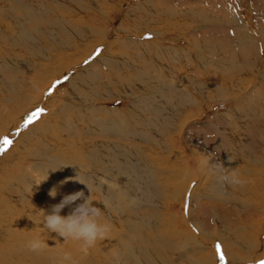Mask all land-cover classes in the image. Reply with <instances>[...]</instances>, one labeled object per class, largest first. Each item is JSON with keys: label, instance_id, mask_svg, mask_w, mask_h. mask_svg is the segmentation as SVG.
<instances>
[{"label": "rangeland", "instance_id": "rangeland-1", "mask_svg": "<svg viewBox=\"0 0 264 264\" xmlns=\"http://www.w3.org/2000/svg\"><path fill=\"white\" fill-rule=\"evenodd\" d=\"M32 1L37 7H26V10L28 13L32 11V9L36 11L37 8L38 10V12H36L39 13V18L34 15L37 24L33 25L32 29L35 30L36 34L33 37L35 38L33 42L37 43L40 47L37 51H34L32 49V43H18L16 39H12L19 32V27L16 26V23L11 21L12 18H4L2 22L0 21V24L4 27L5 32V35H3L2 39H0V68L2 67L0 69V88L4 92L7 88L5 87V83L9 82L10 84L13 82L14 85L18 86L19 82L21 80H25L26 77L38 80L42 74H44V78L46 76V86L50 83L49 79L52 80L50 93L52 92L55 97H59V101L53 97H48L47 99L43 98V100L40 98L41 93L36 92L37 97L35 100L30 99V101L23 104L24 106L20 110L18 107L11 109V113H18L16 116L19 117V120H22L21 127L13 128L12 126L11 128L8 127L6 129L8 126L7 118L0 120V133L3 134L0 138V159L5 154L3 157L4 159L0 160V181L2 179L6 185H9V183L17 184V181L23 178V173L27 172L28 181L41 185L44 181V177L43 171H41L38 166V158L36 160H31L28 158L27 152L25 153L23 148L26 146L28 150L30 148L34 149L33 147L36 148L41 141L45 148L49 144L61 143L64 147L63 149H66L70 143L79 142L80 144L81 138L92 140V146L97 145V143L102 140L109 139L111 142L115 143H126V145H129L130 148H132L134 153L136 152V154L141 152L144 147V155L142 152L140 158L137 155L139 158V166L135 169L136 175L139 177L140 181H143H141L143 184L147 185V189L151 190V198L153 197L152 202H156V196L159 203H155V207L152 209L150 206L154 203L149 205V202L148 204L142 202L141 205L137 206L135 209L130 208L128 212L132 216L131 218L133 220L137 219V216H145V219H147L154 216V212L156 214L159 213L160 215V212H162L161 210L163 209L164 211L167 206L166 202L162 201L163 197L160 196L161 191L158 187L159 185H157L158 182H165L167 179L161 175L163 174L161 170L163 166L155 162L157 161L156 158L159 157V155L156 151L151 149L154 148L152 146L154 143H158V145H165V147H172L177 151L179 150V154L182 153L181 162L183 160L187 161L188 158V163L184 164V166H187H185V168L188 169V171H193L192 175L195 179L194 182H197L196 185H198V189L193 197L195 206L194 216L198 218L202 225L204 224V228L214 232V228L222 225L229 226L230 228L232 227V229L242 228L243 225H250L249 231L253 229L251 231L252 235L257 236L256 239L259 238L262 243V240H264V233L261 234L263 231L262 229H264L262 224L263 218H261L264 217L263 196L244 195L243 199L247 201L248 206H243V209L241 206L235 207L233 202H222L221 196L210 192L211 186L214 184L213 180L216 176L219 178L222 175V172L218 168V165L222 162L216 154V145L219 143L218 137L222 131L224 133L231 127L225 116L227 112L233 110L235 106L238 108L239 104L235 103L236 100L233 98L227 99L222 96L215 97L213 99L212 96L208 100H201L199 102L200 104L197 103L194 104V106L188 105L186 108L188 113L186 112V114H191L189 118L191 121L183 119L184 123H182L181 118L178 119L177 116H172V122H163L160 116V118L157 117V115L154 117L153 114L142 112L139 109H135V107L133 108L130 98L119 93L118 86H125V89H127V85L125 83L126 78L124 77H129V75L133 76L134 73L141 72L145 73L147 78H153L149 77V74L146 75V73L150 72L151 74H154L152 75L155 76L156 79H164L166 81L170 79L173 85L176 83L179 84L181 77H183L185 83L198 81L203 83L207 82L210 87L214 85V82L218 81V83H221L223 86H225L228 82L232 85V87L230 86L231 89H235L233 87L236 85H245L244 87L247 89L245 92H251V90L254 91L252 99L257 98L254 102L260 103L263 110L258 109L256 112L257 115L253 120L247 119L248 123H246L247 128L245 130L246 133L251 134V136L248 134H245L240 138L237 136H231L234 138L230 137V140L226 137L228 140H226V143L228 146H231L234 142L235 146L233 145V147L236 148V142L238 141L237 139H239V142L242 143L241 146L243 145L244 147L242 152H258L260 148L258 146H261L259 143L260 141L256 138V135H252V129L257 126H264V0H231L239 6L238 8L235 4H232V7H229L228 0H96L95 6L100 9L103 16L102 14L99 16L93 6H87L84 10H81L80 6H76L75 3L71 4L70 7H49V5H55L56 3L66 6L65 4L68 2H65L66 0ZM24 2L27 4V0H24ZM86 2L88 3L90 0H86ZM240 3H242V7ZM89 5H91V3ZM51 8L53 9L52 13ZM175 13H177V16ZM56 16L62 17L63 22H55ZM230 16H238V18L241 16L243 21H245V26L247 25L246 31L249 38L253 39L251 43H248V45L242 47L241 49H239V45L235 43L237 38L235 36L239 34L237 28L235 27L236 25L230 22L231 19L227 20ZM79 20L81 21L82 27L85 25L83 29L88 39L85 38L87 41L84 40L83 43H85L86 46L90 43L88 45V47H90V53L88 51L86 52L88 55L83 53V55L81 54L78 57H75L73 62L75 63L77 61L76 63L79 64L74 65L72 62L73 64L71 63L70 65L68 62L72 61L71 58L63 57L61 60H58V58H56L57 56H55L57 55V52L63 51L65 47L62 45L60 46L59 43H53V41L45 37L43 33L47 34L48 31L57 32L59 36L68 40V42L70 41L73 43L75 41L69 36L70 31L73 30L71 25L73 24L74 26ZM26 21L27 20L23 19L22 23L27 25ZM88 32L92 33L89 34ZM90 36L92 38L95 37V39H92ZM215 41H222V43L217 45L214 43ZM38 53H41V56ZM44 56L46 58L50 57L51 59H44ZM169 56H171V59ZM79 60L81 61L78 62ZM203 61H208V65L205 66ZM73 65L76 67L75 69H73ZM157 67H163V70H157ZM96 74L101 76L103 79H108L111 75L116 82V86L111 87V92L113 93L108 97H99L95 99L94 103H89L96 108L93 110L95 114L91 115L89 122L91 121L93 127L97 130L100 129V131L94 129L91 134L86 133L81 137L82 131L85 127H79V123L86 120L87 116L85 117L78 109V103L70 98L76 84L72 83L69 85V82L71 81L70 78L72 79L76 75L81 76L84 80L87 79L91 81V77ZM40 81L38 83H40ZM185 85H187L185 89H187V93L189 95L190 89H188V86L190 84ZM171 88L172 87L169 86V88L165 90L170 91ZM30 92L32 91L28 90L26 96L30 97ZM101 92H104V90L102 89ZM137 93H139V95L134 97L135 101H139L138 97L141 95L140 91ZM206 93L203 94L204 97L206 96ZM174 94L176 95L177 92L174 91ZM171 97L174 98H172V100L169 99L173 104L168 101L170 106H167V108L169 110L171 107L173 108L175 103L180 102L178 97L173 95ZM195 99L198 98L194 97L193 100ZM85 104L88 103L85 102L83 104L84 108L86 107ZM239 108L241 109L244 107L239 105ZM38 109H44V112L36 116L34 118V122L28 123L29 117H31ZM120 115L125 117L130 116L133 118L134 122L140 125L138 127H141L143 124L144 126H142V128H150L152 135L155 136V139H153L154 143L149 140H140L138 137H128V139H122L105 131H101V129L105 128L106 125L110 124L108 120L111 119L116 118L117 120H120L123 125L122 120L124 119L120 118ZM259 118H261V120H257ZM72 129L74 131V137L68 134V132H72ZM250 131L252 133H250ZM180 134H183L184 140L186 139V141L188 140L189 142L186 143V141H182L179 136ZM4 138H7L12 142L10 146L4 145ZM253 140L256 142H253ZM16 142H18L19 145H16ZM24 142L26 143L24 144ZM190 144L197 148V151L195 149L196 153L199 150V146H202L203 155H206V159H213L214 163L216 162L215 165L218 169L213 170L209 168L208 170V168H199L198 162L200 161H198L199 158L197 159L198 155L194 157L195 161L191 159ZM255 144L257 146H255ZM63 149L57 148L55 150L58 152V150ZM137 149H139V152ZM261 151H264V149L261 148ZM17 153L22 155L21 160L18 159ZM237 153L240 157L242 156L240 158L241 164H245L243 163V160L245 162V155L243 153L241 154L240 151ZM146 154L147 156H145ZM202 160L203 159L201 157V162ZM199 164L201 165V163ZM6 169H9L8 175L4 173ZM147 169H150L149 172ZM173 169L177 171V169ZM223 169V174L228 173L231 175L232 173H235L236 176H240L238 173L234 172L235 170L233 167L225 169L223 166ZM150 171H153L152 174L154 175H152ZM57 173L59 176L61 173V176L65 174L63 170L60 172L58 171ZM5 175H7V178ZM193 176H190L189 178L180 176L179 180L184 181L185 179L184 183L187 185L188 181L191 177L193 178ZM64 178L65 177L61 180H64ZM68 181H72L70 176ZM247 181L252 185V180ZM220 182L223 186V191H226L227 196L228 184L223 180H220ZM251 185L249 184V186ZM230 188L232 189V187ZM73 191L74 190L72 189L71 193ZM7 192L11 193L10 196L13 200H15L14 196L17 192H15L13 188L9 189ZM31 193L32 196L38 194L34 192ZM209 193L210 195H208ZM4 197L6 196L3 194L0 187V199H4ZM229 197L227 196V198ZM13 200L9 199V203H3L2 206L4 205L3 207H7L5 209L7 212L8 208H11V210H9L10 213H8L12 217L16 214L14 218L18 220L17 218H19V213L17 215V212L19 211H17V209H13L12 206L14 205L17 208V203L15 204ZM186 201L188 205L189 200ZM168 204L170 213H174L176 216L175 220L177 221V229L186 231L185 218L187 216V209L183 206V201H176L174 203L170 202ZM154 208H156V211H154ZM111 212L112 211L110 210L109 213ZM113 216L116 215L113 214ZM214 216L218 217L216 225ZM7 219L9 220V218ZM7 219L5 216L2 220L3 225L0 227V238L2 239L5 236L3 230H7L5 224H9V222L7 223ZM243 219H245V221ZM257 219H260L258 221L262 222L259 224ZM247 221L249 223H247ZM253 222L257 223L254 224ZM258 225L260 226L257 227ZM122 226L123 229H126V226ZM132 228L133 226L131 224L130 229ZM147 232L153 233L152 230ZM0 242L2 243V240ZM131 243L134 244L136 242H133L132 240ZM2 244L6 245V243ZM218 244L219 241H215V246L212 243L213 246L211 245V247L213 251L215 250L217 257H220L222 250L220 249V244ZM106 245L107 243H103L100 246L104 248ZM263 246L264 245H261L259 246L260 248L258 247L254 249L252 258L247 259V261H228L224 257L223 260L220 258L218 264H261V262L264 261ZM113 250L114 248H111L109 250V254L114 255L116 252ZM250 252L252 253V250H250Z\"/></svg>", "mask_w": 264, "mask_h": 264}, {"label": "bare ground", "instance_id": "bare-ground-1", "mask_svg": "<svg viewBox=\"0 0 264 264\" xmlns=\"http://www.w3.org/2000/svg\"><path fill=\"white\" fill-rule=\"evenodd\" d=\"M65 2H67L65 4L66 6H62L60 3H56L55 5H49V7H70L71 4L75 3L76 6H80L81 10L86 9L87 6H93L95 8L94 10L97 12V14H99V16L100 14H102L100 9L95 6L96 0H90V2L88 3L86 2V0H66ZM26 3L27 4H25L24 0H0V19H2L0 21L2 22L4 18H12L11 21H13V23H16V26L19 27V32L12 39H16L18 43H32V49L34 51H37L40 46L37 43L33 42L35 39L33 37L36 34L35 30L32 29V27L33 25L37 24L34 15L39 18V13H37V8V12L32 9V11L28 13L26 7L37 6L33 3L32 0H27ZM90 3L91 5H89ZM52 12L53 9L51 8V13ZM175 14L177 16V13ZM23 19L27 20V25L25 23H22ZM228 19H231L230 22L236 25L235 27L239 32V34L235 36L237 37L235 43L239 45V49L253 41V39L249 38L247 34V25L245 26V21H243L241 16L240 18H238V16H230V18H227V20ZM59 21L63 22L62 17L56 16L55 22ZM71 27H73V30L70 31L69 36L75 41L73 43L70 41L68 42V40L59 36L57 32L48 31L47 34L43 33V35L51 39L53 43H59L60 46L62 45L63 47H65L63 51L57 52V55L55 56H57L56 58H58V60H61V58L63 57L71 58L72 61L68 62V64L70 65L75 59V57H78L81 54L83 55V53L88 55V53H86L88 51L90 53V47H88L90 43L87 46L85 43H83L85 38H88L86 37V33L84 32V29L81 26V21L79 20L77 23H75L74 26L72 24ZM3 35H5L4 27L2 26V24H0V39H2ZM93 38L95 39V37ZM214 43L220 45L222 41H215ZM38 54L40 55L41 53ZM169 57L171 59V56ZM45 58L46 57L44 56V59ZM46 59L49 60L51 58L47 57ZM80 61L81 60H79L78 62ZM76 62H73L74 65L79 64ZM203 62L205 63V66L208 65V61ZM75 68L76 67L74 66L73 69ZM162 68L163 67H160L157 70H163ZM147 74H149V77L153 78H147L145 76V73L142 72L134 73L133 76L129 75V77H124L126 78L125 83L127 85V89H125V86H118L119 93L126 95L130 98L133 108L135 107V109H139L142 112H148L149 114H153L154 117H156V115L157 117L160 116L163 122L171 121L172 116H177L178 119L181 118L182 123H184V120H190L189 118L191 114H186V108L188 107V105L194 106V104H200L199 102L201 100H208L212 96L213 99L215 97L221 96L226 97L227 99L233 98L236 100L235 103L241 105V107H244L240 109L238 105V108H236L235 106L233 110L227 112L225 118H227L231 127L228 131L226 130L224 133L222 131V135L220 133V136L218 137L219 143L216 142V154L219 156V159L221 160L223 166L225 167V169L233 167L235 170L234 172L240 175L237 176V178L243 181V183L233 185L227 182V196H230L229 198H227L226 191H223V186L220 182L221 179H219L220 177L218 178L216 176V178L213 180L214 184L211 186L210 192L221 196L222 202H233L235 207L241 206L243 209V206L247 205V201L243 199L244 195H258L259 197H264V151H261V148L264 149V126H257L252 129V135H256V138L260 141L259 143L261 146H258L260 147L258 152H242L244 147L243 145L241 146L242 143L239 142V139H237L238 141L236 142V148L233 147V145L235 146L234 142L233 145L230 143L231 146H228L226 143L228 140H230L231 136H237L238 138L244 136L245 134L251 136V134L246 133L245 130L247 128L246 123H248L247 119L253 120L257 115L256 112L258 111V109L263 110V107L260 103L254 102V100L257 98L252 99L254 91L251 90V92H245L247 90L244 87L245 85H236L233 87L235 89H231L230 86L232 87V85H230L228 82L225 86H223L221 83H218L219 81L214 82V85H212L211 87L207 82L203 83L198 81L193 83H185L183 77H181L179 84L176 83L178 85H173L170 79H168V81L164 79L159 80L156 79L155 76H153V73V75L150 72L146 73V75ZM91 78V81L87 80L86 78V80H84L81 76L76 75L74 78H70L71 81L69 82V85L72 83L76 84V87L72 91V95L70 98L78 103V109L84 114L85 117L87 116L86 120H84L82 123H79V127H85V129L82 131L81 137L86 133L91 134L92 131L95 129V127H93V124L91 123V121L89 122V120L91 115L95 114L93 110L96 108L93 105H90L89 103H94L95 99L99 97H108L113 93L111 92V87L116 86V82L111 75L108 79H103L98 74L93 75V77ZM39 79L38 80L40 81V83H38V80L26 77L25 80H21L19 82L18 86L14 85L13 82L10 84L9 82L5 83V87L7 88L4 92L0 88V120L7 118L8 126L6 127V129L8 127L11 128L12 126L13 128L21 127L22 120H19V117L16 116L18 113H11V109L14 107H18V109L20 110L24 106L23 104L30 101V99L35 100L37 97L36 92L41 93V99L53 97L56 98L57 101H59V97H55L54 93L52 92L50 93L52 87V80L49 79L50 83L46 86V76L44 78V74H42ZM183 82L188 85L190 84L188 86V89H190L189 95L187 93V89H185L187 85H185ZM169 86L172 87L171 90H165L169 88ZM102 89L104 90V92H101ZM28 90L32 91L30 92V97L26 96ZM138 91H140L141 95L138 97L139 101H135L134 97H137L139 95V93H137ZM174 91L177 92L176 95L174 94ZM205 93L206 96L204 97L203 94ZM172 95L178 97L180 102L175 103L173 105V108L171 107V109L169 110L167 106H170L169 102L172 103V101H170L172 100V98H174L171 97ZM193 96L197 97L198 99L193 100ZM85 102H87L88 104H85L86 107L84 108L83 104ZM122 115H120L119 117L124 119L122 120L123 125L122 122L120 120H117L116 118L111 120L107 119L110 124L106 125L105 128L101 129V131H105L113 136L120 137L122 139H128V137H138L140 138V140H149L150 142L154 143L153 139H155V136L152 135L150 128H142V126H144L143 124L141 127H138L140 125L134 122L133 118H131L130 116L125 117ZM257 120H261V118ZM97 131H100V129H98ZM250 133L252 132L250 131ZM68 134L74 137L73 129L72 132H68ZM2 136L3 134L0 133V138ZM179 136L180 139L183 141L184 135L180 134ZM226 137L227 139H229L227 140ZM184 141H186V139ZM188 142L189 141L187 140L186 143ZM253 142L256 141L253 140ZM25 143L26 142H24V144ZM91 143L92 140L81 138L80 144L79 142L70 143V145L67 146L66 149H63L64 147L61 143L49 144L45 148L42 145V141L38 144V146H36V148L33 147L34 149L30 148L28 150L26 146L23 147L25 153L27 152L28 158H30L31 160H36L38 158V166L40 167L41 171H43L44 181L42 184L40 183L41 185H37L32 181H28L27 172H22L23 178L18 180L17 184L9 183V185H6V183L1 179L0 187L6 197H4V199H0V227L1 225H3L2 220L5 216L6 219L9 218V220L7 219L8 221L6 220L7 223L9 222V224H5L7 229L3 230L5 236L3 237V239L0 238L2 240V243H6V245H3L0 242V264H58L59 257L63 252L71 253L72 258L76 262V264H218V262L220 261V257H217L215 250L213 251L211 247L212 243L214 245L215 241H219V244L221 246L220 249L222 250L223 256L228 261H247V259L252 258L254 249L258 248L261 245H264V240H262L263 242L261 243L259 238L256 239L257 236L252 235L251 231L253 229L249 231L250 225H243L242 228L237 229H232V227L230 228L229 226L222 225L214 228V232L208 230L207 228H204V224L202 225L198 218L194 216L195 206L193 197L198 189V185H196L197 182H194L195 179L192 175L193 171H188V169L185 168L186 165L184 166V164L188 163V158L187 161L183 160L181 162L182 153L179 154V150L177 151L175 148L172 147H165V145H158V143H154V145H152L154 148L151 149L156 151L159 155V157L156 158L157 161L155 162L163 166V168L161 169L163 174L161 175H163L164 178L167 179H165V182H158L157 184L159 185L158 187L161 191L160 196L163 197L162 201L166 202L167 206L164 211L163 209L161 210L162 212H160V215L158 212V214L154 212V216L149 217L147 219H145V216H137V219L133 220L131 218L132 216L128 212L130 208L135 209L137 206L141 205L142 202L147 204L149 202V205H151V203H154L152 202L153 197L151 198V190L147 189V185L143 184L142 180V182L140 181L139 177L136 175L135 170L136 167L139 166V158L140 155H142L141 152L143 153L144 147L141 152H139V149H137L139 153L136 154V152L134 153L132 148H130V146L126 145V143L124 142L115 143L111 142V140L109 139H105L97 143V145L95 146H92ZM15 144L17 145L18 142H16ZM190 146L191 159L195 161L194 157L198 155L197 159L199 158L198 161H200L198 162L199 168H208V170L209 168L213 170L218 169L215 165L216 162L214 163L213 159H206V155H203V150L201 148L202 146H199V150L197 153L195 152V149L197 151V148L193 147L192 144H190ZM255 146L257 145L255 144ZM57 148L63 150H58L57 152L55 150ZM238 151H240L241 154L243 153L245 155V162L243 160V163L245 164H241L240 158L242 156L240 157V155L237 153ZM4 155L0 160L4 159ZM137 155L139 156V158ZM145 156H147V154ZM201 157L203 159L202 162ZM21 158L22 155L18 154V159L21 160ZM199 163H201V165ZM173 168L177 169L178 172L175 171ZM62 170L65 174L61 176V173L59 176L57 172H60ZM149 170L147 169L148 172ZM152 172L153 171H150L151 174ZM4 173L8 175L9 169H6ZM7 175H5V177ZM69 176L71 177L72 181H68ZM180 176L186 178L193 176V178L191 177L190 180L188 179L189 181L186 185L184 183L185 179L184 181L179 180ZM63 177H65L64 180H61ZM247 180H252V185L251 183H248ZM80 181L83 183H81ZM86 184L91 188V191ZM249 184L251 186H249ZM230 187H232L233 190ZM12 188L13 190H15V192H17L14 196L15 200H13L10 196L11 193L7 192L9 189ZM53 188L57 189V195L54 198L49 195L50 191ZM72 189L74 190L72 193L77 191H83L85 193V196L91 195V198L96 204V206L99 207L102 211L103 220L111 225L110 233L103 240H98L95 247L89 249L87 254L81 252L80 242L72 240L65 241L64 238L58 237L56 233L49 232L42 225L45 211H48L51 205L59 203L63 199L64 195L71 194ZM31 192L38 194L32 196ZM208 195H210V193ZM9 199L13 200L15 204L17 203V208L15 207V205L12 207L14 210L17 209V211H19H16L17 215L19 213V218L16 217L18 220L14 218L16 214L15 216L13 215V217L9 214V210H11V208H8V213L5 210L7 207H3L4 205L2 206L3 203H9ZM155 199V203H159L156 196ZM186 200H189L188 205ZM176 201H183V206L187 209V216L185 218L186 231L177 229V221L175 220L176 216L174 213H170L169 211L168 203H174ZM81 202L82 201H77L76 204H79ZM155 203L150 206L152 207V209L153 207H155ZM110 210L112 211L111 213H109ZM69 211L70 208L66 207L62 210L61 215H67ZM154 211H156V208H154ZM113 214L116 216H113ZM261 218H263L262 224L264 226V217ZM217 219L218 217L214 216L215 225L216 221H218ZM243 220L245 221V219ZM258 220L260 219H257V221ZM258 222L260 224V222L262 221ZM247 223L249 222L247 221ZM253 223L256 224L257 222ZM131 224L133 226L132 229H130ZM122 225L126 226V229H123ZM259 226L260 225H258L257 227ZM149 230H152L153 233L147 232ZM262 230L263 231L261 234L264 233V229ZM33 238H39L40 240L44 241L47 244V247L40 251L29 250L26 245L27 242ZM132 240L136 243L132 244ZM103 243H107L106 247L104 248L100 246ZM111 248H114L113 251L116 252L114 255L109 254V250ZM250 250H252V253L250 252Z\"/></svg>", "mask_w": 264, "mask_h": 264}, {"label": "clouds", "instance_id": "clouds-1", "mask_svg": "<svg viewBox=\"0 0 264 264\" xmlns=\"http://www.w3.org/2000/svg\"><path fill=\"white\" fill-rule=\"evenodd\" d=\"M218 168L222 172L221 180L233 185L243 183L235 173L223 174L222 163L218 165ZM87 187L91 191L88 185ZM49 195L54 198L57 195V189L53 188ZM77 201L82 202L76 204ZM66 207L70 208L69 213L61 215L62 210ZM42 225L49 232L64 238L65 241L80 242V250L84 254H87L89 249L95 247L98 240H103L111 231V225L103 220L101 209L96 206L91 195L85 196L83 191L66 194L59 203L51 205L50 209L45 211ZM26 246L31 251H40L45 249L47 244L39 238H33L27 242ZM58 264H76V262L71 253L63 252L59 257Z\"/></svg>", "mask_w": 264, "mask_h": 264}, {"label": "snow or ice", "instance_id": "snow-or-ice-1", "mask_svg": "<svg viewBox=\"0 0 264 264\" xmlns=\"http://www.w3.org/2000/svg\"><path fill=\"white\" fill-rule=\"evenodd\" d=\"M57 83H59V82H57ZM43 112H44V109H38L35 113L32 114L31 117H29L28 123H32V122H34V118H35L36 116L42 114ZM26 126H27V125H26ZM3 143H4V145H8V146H10L12 142H11L9 139L4 138ZM220 258H221L222 260L224 259V256H223L222 251H221V253H220ZM261 264H264V261H262Z\"/></svg>", "mask_w": 264, "mask_h": 264}, {"label": "crops", "instance_id": "crops-1", "mask_svg": "<svg viewBox=\"0 0 264 264\" xmlns=\"http://www.w3.org/2000/svg\"><path fill=\"white\" fill-rule=\"evenodd\" d=\"M241 4V7H242V3ZM228 6L231 7L232 6V1L228 0ZM259 25V24H258Z\"/></svg>", "mask_w": 264, "mask_h": 264}]
</instances>
